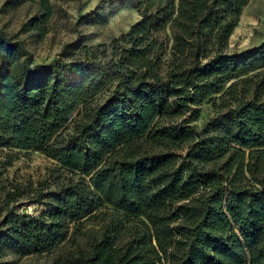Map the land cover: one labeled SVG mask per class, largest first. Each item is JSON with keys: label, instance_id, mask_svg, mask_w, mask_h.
<instances>
[{"label": "trees", "instance_id": "1", "mask_svg": "<svg viewBox=\"0 0 264 264\" xmlns=\"http://www.w3.org/2000/svg\"><path fill=\"white\" fill-rule=\"evenodd\" d=\"M248 1L140 0L127 31L47 63L0 32V148L52 160L0 183V264H264V42L226 50ZM216 93L229 113L204 136L181 116Z\"/></svg>", "mask_w": 264, "mask_h": 264}, {"label": "rangeland", "instance_id": "2", "mask_svg": "<svg viewBox=\"0 0 264 264\" xmlns=\"http://www.w3.org/2000/svg\"><path fill=\"white\" fill-rule=\"evenodd\" d=\"M138 1L50 0L51 13L46 20H42L43 11L38 0H0V32L21 40L35 63H47L65 57V45L71 42L77 43L79 47L67 49L73 50L75 57H80L83 56L80 46L107 44L112 38L127 31L140 17L136 7ZM261 42H264V0H249L227 39L226 50L240 51L253 48ZM217 95L219 93L213 94L215 99H204L181 116L198 129L205 128L204 136L215 132L214 121H224L229 113L228 107L221 105L222 100ZM8 151L6 147L0 148L1 184L25 183L28 180L35 182L46 176L52 166V160L39 149H14L11 156H7ZM19 209L39 215L45 206L23 202ZM91 225L94 222L86 223L83 228L89 229ZM83 232L79 237L81 243L88 242L92 235L88 230ZM69 244L70 241L63 245ZM55 251L19 254L6 250L2 258L10 264H49Z\"/></svg>", "mask_w": 264, "mask_h": 264}]
</instances>
